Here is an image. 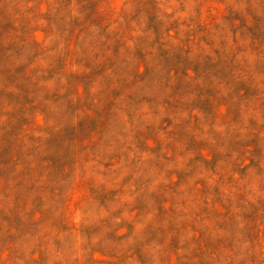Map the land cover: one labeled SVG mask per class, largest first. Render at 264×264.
<instances>
[{
  "label": "rangeland",
  "instance_id": "obj_1",
  "mask_svg": "<svg viewBox=\"0 0 264 264\" xmlns=\"http://www.w3.org/2000/svg\"><path fill=\"white\" fill-rule=\"evenodd\" d=\"M0 264H264V0H0Z\"/></svg>",
  "mask_w": 264,
  "mask_h": 264
}]
</instances>
